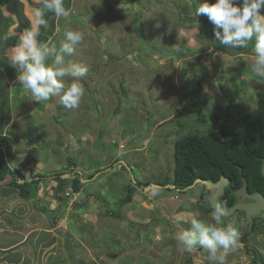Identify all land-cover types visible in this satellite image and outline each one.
<instances>
[{
  "label": "rangeland",
  "instance_id": "obj_1",
  "mask_svg": "<svg viewBox=\"0 0 264 264\" xmlns=\"http://www.w3.org/2000/svg\"><path fill=\"white\" fill-rule=\"evenodd\" d=\"M200 2L103 0L97 6L99 0H65L67 19L45 13L41 41L59 48L67 31L83 33L75 55L66 59L88 68L85 94L68 109L58 96L37 102L11 65L21 33L37 23L41 0H0V87L7 102L0 109V135L20 183L45 176L36 195L25 198L15 187L18 210L25 213L6 211L11 218L5 231L18 228L17 238L26 240L0 250V264H210L205 250H185L175 237L190 228L192 218L210 222L202 198L212 205L216 188L154 183L174 179L177 139L218 126L230 97L234 114L251 110L264 78L252 72L254 41L244 48L220 44L207 16H195ZM198 109L207 123L199 122ZM59 174L80 176L83 185L74 191ZM131 179L132 201L121 205ZM136 179L151 186L136 185ZM13 190L0 185L6 205ZM238 191L244 190H233L237 203L253 202L248 195L260 193ZM247 220L239 212L226 216L240 238L225 264H264V226L250 233ZM246 234L249 250L242 241ZM0 240L8 236L0 233Z\"/></svg>",
  "mask_w": 264,
  "mask_h": 264
},
{
  "label": "clouds",
  "instance_id": "obj_2",
  "mask_svg": "<svg viewBox=\"0 0 264 264\" xmlns=\"http://www.w3.org/2000/svg\"><path fill=\"white\" fill-rule=\"evenodd\" d=\"M41 4L42 7L34 13L37 23L21 33L14 45L11 65L17 70L16 79L19 84L25 91H30L37 102L58 96L61 105L73 109L79 106L85 94L82 78L88 68L66 58L75 55L74 46L82 41L83 33L67 31L59 48L55 44L41 41L40 29L47 26L45 13H53L55 17L64 19L70 16L65 0H41ZM95 4L102 6L103 0ZM262 9L264 0H242V3L240 0H203L195 9L196 17L207 16L215 26L214 38L220 44L244 48L254 41L252 72L259 78H264ZM8 38V35L2 37L4 40ZM208 201L202 203L203 206L207 207ZM220 203L211 205L210 222L192 218L190 228L177 233L175 237L185 250L191 251L197 246L205 250L210 264H225L226 255L237 247L240 238L238 228L233 223H225L227 212ZM220 250H223V254H219Z\"/></svg>",
  "mask_w": 264,
  "mask_h": 264
},
{
  "label": "trees",
  "instance_id": "obj_3",
  "mask_svg": "<svg viewBox=\"0 0 264 264\" xmlns=\"http://www.w3.org/2000/svg\"><path fill=\"white\" fill-rule=\"evenodd\" d=\"M183 54L187 55V53ZM2 96L3 91L0 87V109L7 103L6 100L2 99ZM233 101L232 97L228 98L223 115L216 121L218 126L211 127L205 132L188 131L184 136L177 139L174 151V179H166L163 182L154 183L155 185L165 187V185L174 184L176 188L187 189L202 182L201 180L217 182L222 176H225L229 184L224 190L223 198L227 199L229 206H233L235 203L236 198L233 195V190L242 188L244 180L246 181L245 189L249 193L257 191L264 196V90L259 92L256 105L242 114L232 112ZM197 113L200 123L208 122V118L202 114V110L198 109ZM5 142L7 139L1 134L0 180L11 175L12 179L9 184L13 188H18L20 196L27 198L31 192L36 195L39 182L45 176L38 174L30 178L23 177L24 183H20L21 175L16 171V161L12 162L9 159L7 154L9 147L5 145ZM72 161L71 159L70 163ZM74 171H71V177ZM62 174H59L58 178L65 183L71 182L74 191H78L83 185L82 177L76 176L70 180L63 178L65 173ZM132 181L131 179V183L125 186L127 195L123 198L121 205L132 201L135 191ZM135 184L149 186L151 182L136 179ZM203 210L210 213L212 206L209 204L207 207L203 206ZM242 241L249 250L248 234L242 237ZM250 251L253 252L251 249ZM253 254L256 253L253 252ZM256 256L258 257V255Z\"/></svg>",
  "mask_w": 264,
  "mask_h": 264
},
{
  "label": "water",
  "instance_id": "obj_4",
  "mask_svg": "<svg viewBox=\"0 0 264 264\" xmlns=\"http://www.w3.org/2000/svg\"><path fill=\"white\" fill-rule=\"evenodd\" d=\"M263 174H264V164H263ZM24 181V180H21ZM202 182L206 183L207 185L210 186V188H216V191L214 192L213 195L210 196V202L213 205L216 202V199L221 197L222 194L224 193L225 188L228 186L229 181L225 176H222L217 182H209L206 180H201ZM157 186V185H154ZM146 188H149L147 186ZM244 190V192L238 191L237 194L241 196L246 195V189L245 187L240 188ZM252 197L255 201L253 202H248V203H243V202H238L235 205H233L230 209H227L224 204H221L224 206L227 212V216H230L233 214L236 210H244L246 212V216L249 219V221L252 223V216L261 214L264 217V197L260 193H256L255 195H248Z\"/></svg>",
  "mask_w": 264,
  "mask_h": 264
},
{
  "label": "crops",
  "instance_id": "obj_5",
  "mask_svg": "<svg viewBox=\"0 0 264 264\" xmlns=\"http://www.w3.org/2000/svg\"><path fill=\"white\" fill-rule=\"evenodd\" d=\"M38 8L39 7H37V9ZM11 179H12V176L11 175H8V177L6 179L0 180V185H2V184H8V186H10L9 182L11 181ZM8 195L9 196L7 197V201L10 203V205H6L4 203L6 201L3 202L4 196L3 195H0V200L2 201L0 203V213H1L0 214V233L8 236V240L7 241H5V240H2L1 241L0 240V250H2V251H7L9 249H14L16 247H19L21 244H24V242L26 240V237H24L25 239H22V238L21 239H18L19 237H22V235L18 236V238H17L16 231H20L18 228H16V231H12V229L9 230V231H5V229H6L5 226H8V224L6 223V221H9L10 218H11L10 215L6 214V211H8L7 213H9V214L12 213V214H15V215L16 214L22 215L23 213H25V210L22 213H20V210H18L20 208H18V205L16 203V191H15V188H14V190L11 193H8ZM202 200L205 203L208 200V197L205 196L204 198H202ZM15 206H16V208H15ZM15 211H17L19 213H16ZM2 215H5V217L2 216ZM12 220H14V218H12ZM13 235H15V238H13V240H10L11 236H13ZM27 237H29V236H27Z\"/></svg>",
  "mask_w": 264,
  "mask_h": 264
},
{
  "label": "flooded vegetation",
  "instance_id": "obj_6",
  "mask_svg": "<svg viewBox=\"0 0 264 264\" xmlns=\"http://www.w3.org/2000/svg\"><path fill=\"white\" fill-rule=\"evenodd\" d=\"M224 194V193H223ZM207 202V201H206ZM219 202H222L224 205H225V207L227 208V209H230L232 206H229V204H228V202H227V199H225V198H223V195L219 198ZM237 202H236V199H235V203H234V205L236 204ZM208 204V203H207ZM206 206H208V205H206ZM240 213V214H242V217H244V219L246 220V221H248L247 220V216H246V214H245V212H243V211H235L233 214H235V213ZM260 227V229H259V227ZM264 226V217L261 215V214H257V215H253L252 216V225H249V231H250V233H252V232H255V231H257V232H263L262 230H261V227H263ZM250 235V234H249Z\"/></svg>",
  "mask_w": 264,
  "mask_h": 264
}]
</instances>
